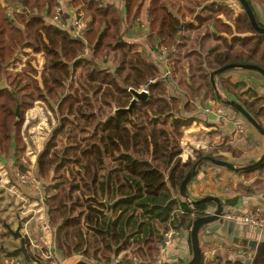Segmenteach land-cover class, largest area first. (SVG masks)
<instances>
[{
	"label": "trees",
	"instance_id": "trees-1",
	"mask_svg": "<svg viewBox=\"0 0 264 264\" xmlns=\"http://www.w3.org/2000/svg\"><path fill=\"white\" fill-rule=\"evenodd\" d=\"M209 1L71 0L78 9L75 19L86 26L83 38L76 39L43 18L53 19L60 9L57 0H0V158L12 153L14 168L19 173L29 170L23 120L37 103L44 104L56 126L37 156V177L45 186L56 247L64 256L79 255L87 264H111L115 258L124 264H133L132 259L138 264H155L166 232L187 234L191 246L193 222L213 214L214 204L202 202L204 198L194 201L192 211L180 196V187L197 162L201 164L193 179L204 167L215 166L208 158L228 160L197 151L194 159L184 162V128L202 115L194 101L207 99L214 91L211 78L215 71L228 65H251L264 71V35L252 29L244 13L237 34L248 35L229 41L223 36H234L233 29L219 24L222 20L217 17L227 5ZM247 2L264 28L254 11L255 3ZM144 10L152 49L156 42L167 47L168 67L164 61H147L126 39L128 24L136 22ZM204 10L216 15L204 19L199 16ZM209 28L213 30L205 33ZM210 35L223 45L205 52L203 40ZM195 41L200 54L192 45ZM24 50L32 54L18 69ZM86 51L90 58L84 57ZM37 55L44 59L40 71L33 65ZM182 57L185 61H180ZM174 59L179 75L173 78ZM233 72L256 73L264 81L259 73L243 69L228 70L220 77ZM221 85L229 100L241 105L264 130V97L257 95V87L222 79ZM143 87L149 91L148 100L128 112L134 99L131 91L141 92ZM244 90L262 102L259 110L255 101L241 99L239 92ZM188 93L192 94L189 100ZM224 104L250 124L234 107ZM248 166L242 171L245 177L264 178V162L255 168ZM106 202L114 205L110 214ZM235 203L227 200V205ZM217 256L211 264H247L224 263ZM258 264H264V250Z\"/></svg>",
	"mask_w": 264,
	"mask_h": 264
},
{
	"label": "crops",
	"instance_id": "crops-1",
	"mask_svg": "<svg viewBox=\"0 0 264 264\" xmlns=\"http://www.w3.org/2000/svg\"><path fill=\"white\" fill-rule=\"evenodd\" d=\"M57 1L61 12L66 16L67 24L62 22L63 26H59L56 25L50 17L44 15L43 18L46 19L48 24L61 27L70 32L73 36V24L76 20L75 16L77 15L76 12L78 9L71 5V0ZM213 2L222 5L227 4L226 1L223 0H214ZM260 10L263 9L254 6V11L259 17V22L262 24V12ZM199 16L208 20L213 19L214 17V15L208 10L200 11ZM141 17L146 20L145 10ZM224 17L225 16L221 14L218 19L224 20ZM190 19L191 21L193 20L192 18ZM193 23L197 25L195 20ZM133 27L134 26L132 25L128 26L126 39L129 42L131 41L129 40L128 34ZM209 29L210 31L213 30L211 28ZM155 45L157 46L158 44L156 43ZM31 54V50H24L19 54V59L22 61L25 58L28 59ZM151 61L154 63L153 60ZM18 63H20V61ZM239 73H244L249 79L252 77L254 81L251 83L255 84L257 87V95H259V97H264V91L258 92V90L261 89V85H264V81L261 77L252 72ZM239 81L240 83L237 84H245V81H242V79ZM247 84L248 83L245 85ZM0 85L2 86V84ZM247 87L250 86L247 85ZM213 119L216 120V118ZM232 125L236 126L234 123L227 124V128L230 129ZM219 130H227L225 129L224 123H209L208 125L205 123H192L187 126L181 139V157L183 161L191 158L194 159V154L197 151L204 154L211 152L215 157H223L227 159L230 161L229 163L234 161L235 156L232 155L234 147H232V145L235 141L227 139L228 144L223 142L224 139H221V142L216 141L217 137H215L214 131ZM237 130L240 133L239 126H237ZM240 134H243V132ZM241 144H253V153H256L258 150L264 148V138L252 127V125L249 124V133L245 136ZM39 153L35 152L34 157L36 159ZM262 154L263 153H260L258 157L250 161L243 160V163L237 162V165L233 163L236 170L216 165L204 167L188 186L190 198L193 201H197L205 197H218L222 200L224 212L232 211L235 213H244L249 208H259L264 213V178L253 177L250 180H247L245 179V175L242 174L244 167L258 161L262 157ZM29 155V153H26V158L31 159ZM36 159L33 161L35 162V170H30L29 166V170L23 174L27 173L30 177L32 176L38 179ZM0 164V264H29L21 251L20 239L12 234V232L17 230H20V233L26 239V248L28 255L31 256L30 259L32 263L36 261L39 255V250L31 245L27 240L28 238L32 239V242L43 250L53 251L59 257L62 264L82 263V258L79 255L66 257L58 251L56 247V232L49 221L48 210L45 204V186L40 185L38 187L37 185V187H33L30 184H24L21 182L18 176L19 172L14 168V156H12V153L7 157H1ZM232 175L234 176L235 181L231 178ZM229 199L236 200V203L233 206L227 205V200ZM212 204H214L215 211L216 205L215 203ZM214 240L218 241V260H221L224 263L228 261L242 262L247 260L241 258L237 254V250L251 249L250 245H253L254 243L257 245L264 243V231L258 230L249 225L236 224L234 236L231 240H228L227 237H223L219 233H208V231L204 229L199 236V243L203 254L207 252L210 247L216 248L213 243ZM245 243H248V246H245ZM251 250L253 251V249ZM253 252L256 254L255 250ZM163 259L166 260V264H184L192 259L191 246L187 234L181 232V236L177 238L174 244L166 246ZM212 259L213 258H204V264H211L213 262L211 261ZM132 261L134 262L136 259H132Z\"/></svg>",
	"mask_w": 264,
	"mask_h": 264
},
{
	"label": "rangeland",
	"instance_id": "rangeland-1",
	"mask_svg": "<svg viewBox=\"0 0 264 264\" xmlns=\"http://www.w3.org/2000/svg\"><path fill=\"white\" fill-rule=\"evenodd\" d=\"M223 1H226L227 6L226 7L222 6L223 9L220 10V11H222L221 14H223L225 17H224V20H222L221 23H219V24H223V25H225V27L231 26L232 27L231 29H233V32H234V36H231V35H228L225 33L224 34L225 36H223V37H225L229 41H231V39L235 36L245 37L246 35H248V34H243V35L237 34V27L239 26L238 22L240 20L244 19L243 15L245 12H244L242 6H240V7L238 6L237 0H223ZM212 2H213V0L209 1V3H212ZM253 2L255 3L254 6H257L258 8H262L264 10V0H253ZM232 5L236 6L235 10H233L231 8ZM263 10H260V11L262 12L261 13V15H262L261 22L264 25V11ZM57 12H60V14H58V18H59L60 23L62 24V22H65L67 24L66 16H64L65 14L63 12H61V9H57L55 11V15L53 17V20L56 17ZM215 15H216V12H215L214 16ZM219 16H217V17H219ZM75 18H76V16H75ZM129 25L134 26L131 29V31H129V34H128L129 40L133 44L134 49L137 50L141 54V56L143 58H145L147 61L153 60V62H155V63H157L158 61H164L168 67V61L165 58L167 55V51H168L167 47L161 46V45L158 46L159 44H158V42H156L158 44L156 46V48H158L159 50H156V48H153L155 50L152 51V45H151L149 38H148L147 20H144L141 17V18L137 19L136 22L129 23L128 26ZM208 31H210V30L206 29L205 33H208ZM201 32L203 33L204 30H202ZM233 32H231V34ZM192 39L193 40L197 39V37L195 36V33H194V35H192ZM196 43H198V41H195V42H193V44L192 43L191 44L196 48V52H199V54H200V52H201V49L199 48L200 46ZM203 43L205 45V49H204L205 52L209 51L210 48H212L216 44L223 45L221 42H218L211 35L208 36L207 39L204 38ZM88 57H90V53L88 54ZM191 59L196 60L193 57H191ZM207 59H209V62H208V64H209L211 61V58L207 57ZM26 60H27L26 58L23 61L21 59H19L20 63H17L18 69H21L25 66ZM173 61H174L173 62V68H174V72H175V74L173 76V78H174V77L178 76L179 73L178 72L176 73V70H178L177 69V65H178L177 60L174 59ZM180 61H185V59L182 57L180 59ZM199 61H201V60H199ZM33 65L35 66V68H37L40 71L44 65L43 57L41 55H37L36 61L33 62ZM110 66L113 67V64H111ZM186 71H187L188 77H190L189 69L186 68ZM220 75L221 74L214 76V82H215L213 84L214 91H211L209 98L202 99V101L199 98V99H196V101H194V104L196 105V107H198V111L200 113H202V115L200 114L198 116V118L195 119V121L193 123H205L206 125H208L209 123H224L225 129H227V130L214 131L215 137H217L216 141L221 142L222 141L221 139H224L223 142L225 144H228L227 139H230V140L232 139L233 141H235V142H233V145H232V147H234L232 150L233 151L232 155H234L235 157H234V161H231V163L232 164L234 163L235 165H237V162L243 163L244 162L243 160H249L250 161V160H253L256 157H258L260 155V153L264 154V148L258 150L256 153H253V151H254L253 144L252 145L241 144L243 139L245 138V136L249 133V124L243 118L237 117L233 112L229 111L227 106L224 104L227 101H229V97L227 96L226 92L223 89V86L221 85V79L225 82L229 81L233 85L240 83L239 80H241V79H242V81H245L244 82L245 84L248 83L247 85H249L250 87H255V84L251 83L252 81H254V79L252 77L250 79L247 78L248 76L245 75L244 73H239V72L228 73L222 78L220 77ZM259 91H264V85L263 84L261 85V89H259L258 92ZM173 92H174V88H173ZM191 95H192L191 93H188L189 97L187 98V100H189V98H191ZM239 95H240L241 99L244 101L253 102V101H255L254 99H257V98L251 99L253 96L249 90L248 91L244 90L242 92H239ZM216 96H218L219 100L215 99ZM255 104H254V106L257 107V110H259V107L263 105L262 102H260V100H258ZM49 117H51V118H49ZM213 118H216V120H214ZM261 119L264 123V117H261ZM20 120H21V117L19 120L16 117L17 122H19ZM23 122H24V124H23V128H22V134H23V138L25 141V145L27 146L26 153L30 154L29 157L31 159L26 158V153H25V158H26L28 165H30V170L31 169L35 170V162H33L36 159L34 157L35 152L39 153L48 144L49 139L52 136V131L56 126V119L53 117V114L49 110H47L46 107H44V104L39 102L34 106V108L27 111V113L24 116ZM233 123L236 126L232 125L231 128L228 129L227 124H233ZM235 123H237V124H235ZM237 126H239L240 133L243 132V134H240L238 132ZM185 128H184V130H185ZM263 154L261 156H263ZM194 156H196V154H194ZM187 160H189V159H187ZM36 161H37V159H36ZM186 161H184V162H186ZM228 162H230V161H228ZM0 166H1V164H0ZM33 178L35 179V182L33 185L32 184H30V185H32L33 187H37V185L39 187L40 185H42L37 178H35V177H33ZM231 178L234 179V176L232 175ZM251 178H253V177H250V178L245 177V179H247V180H250ZM0 180H1V176H0ZM234 181H235V179H234ZM9 184H10V182H9ZM7 203H8V201H7ZM162 238H163V242H164V236ZM244 245L248 246V243H245ZM250 246H251L250 248L253 249V245H250ZM239 250L240 249H238L237 252ZM253 250H255V249H253ZM260 257H258L257 249H256V255H255V258L253 259L255 261L254 264H258Z\"/></svg>",
	"mask_w": 264,
	"mask_h": 264
},
{
	"label": "water",
	"instance_id": "water-1",
	"mask_svg": "<svg viewBox=\"0 0 264 264\" xmlns=\"http://www.w3.org/2000/svg\"><path fill=\"white\" fill-rule=\"evenodd\" d=\"M240 5L242 6L244 12L246 13L248 20L250 22V25L252 27V29L259 35H264V28L260 27L259 24L256 21L255 15L253 10L251 9L249 3L247 2V0H237ZM182 29V28H181ZM231 69H243V70H250V71H256L259 72L263 77H264V71L257 67V66H251V65H228L226 67H223L221 69H219L218 71H216L211 78L212 83L214 84V76L215 75H219L222 74L228 70ZM134 99L133 102L131 104V106L128 109V112H131L132 109L134 108V106L138 103V102H144L146 100H148V93L145 92H136V91H131ZM227 104L234 107L251 125L254 129H256L258 131V133L260 135L263 136L264 138V130L260 127V125L247 113V111L238 103L234 102V101H227ZM16 117L19 120L21 117L20 114V106L19 104L16 107ZM18 123L16 122L15 125H17ZM207 161H210L211 163H213L216 166H222L228 169H232V170H236V167L229 163V162H225V161H220L217 160L215 158H208ZM264 162V154L263 156L256 161L255 163L251 164L248 166V168H255L258 167L259 165H261ZM201 161L197 162L191 169V171L187 174L186 178L184 179V181L181 184L180 187V191L179 194L180 196L188 201L190 200V196H189V192H188V186L190 185L193 177L196 175V172L198 170V167L200 166ZM202 202H212L215 203L216 205V210L213 212L212 215H209L207 217H202V218H197L194 222H193V226L191 229V234H190V239H191V248H192V259L184 264H203V253L201 251L200 248V243H199V236L201 231H203L204 229H206V231H208V233H219L220 235H222L223 237H227L228 240H231L232 237L234 236V229H235V223L231 222V221H227L224 220L222 217L225 215L224 213V205L222 203V200L218 197H205L204 199H202ZM107 205V214H110L112 208H113V204H108L106 202ZM112 223H113V218L110 217L109 222H108V226H107V235L110 237L111 236V229H112ZM12 234L20 239L21 241V251L24 254L26 260L28 261L29 264H33L31 262V259L28 255L27 252V248H26V239L23 237V235L20 233V230H17L15 232H12ZM161 242L163 247H165V243L163 242V238L161 237ZM253 244V243H252ZM264 248V243H261L260 245L257 244H253V249H257V254L258 257L262 256L263 253V249ZM255 261L254 260H249L247 261V264H254ZM79 264H87V263H79Z\"/></svg>",
	"mask_w": 264,
	"mask_h": 264
},
{
	"label": "built area",
	"instance_id": "built-area-1",
	"mask_svg": "<svg viewBox=\"0 0 264 264\" xmlns=\"http://www.w3.org/2000/svg\"><path fill=\"white\" fill-rule=\"evenodd\" d=\"M231 8L233 10H235L236 6L232 5ZM58 14H60V12H57L56 17L54 18L53 22L56 25L60 26L61 23L59 21ZM85 29H86V26H85L84 21L75 20L74 24H73V37L76 39H82ZM88 54H89V52L86 51L84 54V57L90 58V57H88ZM90 56H91V54H90ZM154 82L155 81H151L150 83L153 84ZM141 92H145V93L149 94L147 87H143L141 89ZM18 176H19L21 182H23L24 184H32L33 185L35 182V179L32 176L30 177L27 173L26 174L19 173ZM187 202H188L189 208L192 211H194V201L192 199H190ZM222 218L224 220L234 222L235 224L249 225V226L254 227L258 230L264 231V213L259 208H249L244 213H235V212L229 211V212H226ZM180 236H181L180 231L170 230V231L166 232V234L164 235L165 248H166V246H170V245L174 244L175 241L177 240V238H179ZM27 240L31 243V245L33 247H35L39 250V255H38L36 261L33 262V264H62L59 257L53 251H51V250L45 251L42 248H40L38 245H36L34 242H32V239L28 238ZM213 243L216 246V248L210 247L208 249V251L203 254L204 258H214L218 255L217 254L218 253V249H217L218 241L214 240ZM165 248L164 247L161 248L159 255L155 259V264H166V260L163 259ZM237 254L241 258H243L244 260H247V261L253 260V258L255 256V252H253L251 250L250 251L245 250V249H240L237 252ZM111 264H124V263H122L120 258H115ZM133 264H138V263H137V261H134Z\"/></svg>",
	"mask_w": 264,
	"mask_h": 264
}]
</instances>
